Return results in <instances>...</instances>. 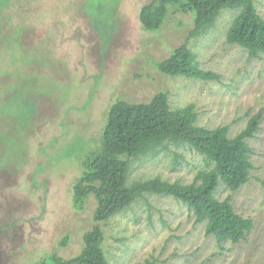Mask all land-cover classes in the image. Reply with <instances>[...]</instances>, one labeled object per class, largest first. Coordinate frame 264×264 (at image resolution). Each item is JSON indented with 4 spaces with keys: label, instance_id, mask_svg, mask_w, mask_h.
<instances>
[{
    "label": "rangeland",
    "instance_id": "374dc122",
    "mask_svg": "<svg viewBox=\"0 0 264 264\" xmlns=\"http://www.w3.org/2000/svg\"><path fill=\"white\" fill-rule=\"evenodd\" d=\"M153 1L0 0V264H55L81 254L98 206L94 193L75 204L83 162L101 148L115 103H149L161 92L172 111L192 104L198 125L229 126L231 137L262 111L249 140V182L237 191L221 182L216 191L254 226L239 243H219L185 203L146 194L100 223L108 262L264 264V54L251 58L226 42L240 10L222 9L190 38L194 17L181 10L185 0H170L162 27L146 30L140 14ZM255 5L264 18V0ZM185 43L220 81L160 70ZM212 168L188 144L167 143L157 155L132 159L128 179L190 184Z\"/></svg>",
    "mask_w": 264,
    "mask_h": 264
},
{
    "label": "trees",
    "instance_id": "16d2710c",
    "mask_svg": "<svg viewBox=\"0 0 264 264\" xmlns=\"http://www.w3.org/2000/svg\"><path fill=\"white\" fill-rule=\"evenodd\" d=\"M169 3L170 0H154L143 7L140 20L146 30L157 31L162 27L169 13ZM224 8L240 10L227 30L226 42L248 50L251 58L264 54V18L255 0H185L181 10L194 17L190 38L201 35ZM160 70L205 81L221 80L220 74L198 67L196 55L188 43L166 58ZM262 119V111L257 112L239 134L231 137L229 126L210 129L198 125V115L192 104L172 111L164 92L149 103H115L103 129L101 148L86 156L83 176L74 187L76 205L82 203L88 193L95 194L98 201L96 225L84 235L85 246L80 255L69 260L55 258V264H110L102 248L105 237L100 223L146 194L168 195L185 203L192 210L196 223L206 222V235H213L219 243L245 240L254 226L253 219L238 214L231 199L220 200L216 191L221 182L232 191L249 182L254 169L249 140L256 137ZM167 143L188 144L213 168L200 171L190 184L161 178L129 183L131 160L157 155ZM38 264L51 263L42 260ZM136 264L157 263L146 260Z\"/></svg>",
    "mask_w": 264,
    "mask_h": 264
}]
</instances>
